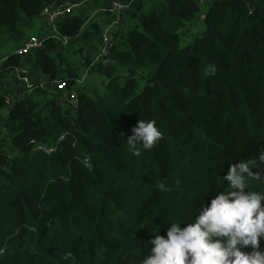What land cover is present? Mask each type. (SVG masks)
<instances>
[{
    "label": "trees",
    "instance_id": "1",
    "mask_svg": "<svg viewBox=\"0 0 264 264\" xmlns=\"http://www.w3.org/2000/svg\"><path fill=\"white\" fill-rule=\"evenodd\" d=\"M53 1L0 0V47H17ZM117 1L129 2L127 26L110 62L88 68L75 111L38 87L0 112V264H65V252L73 264H138L153 233L230 189L224 174L235 161L250 169L247 190L264 194V0H214L203 17L198 0ZM83 7L40 47L0 59V109L14 68L48 82L63 69L71 85L74 64H89L91 49L84 63L77 56L102 26L85 25ZM76 37L83 47L62 40ZM138 119L163 134L139 156L127 141Z\"/></svg>",
    "mask_w": 264,
    "mask_h": 264
},
{
    "label": "clouds",
    "instance_id": "2",
    "mask_svg": "<svg viewBox=\"0 0 264 264\" xmlns=\"http://www.w3.org/2000/svg\"><path fill=\"white\" fill-rule=\"evenodd\" d=\"M214 73V67L205 69L206 75ZM162 135L155 120L138 119L127 138L129 151L139 156L141 146L152 149ZM249 173L246 163H231L224 174L230 189L210 195L191 218L169 221L164 235L153 233L138 264H264V194L247 190ZM62 260L73 264L72 253L65 252Z\"/></svg>",
    "mask_w": 264,
    "mask_h": 264
},
{
    "label": "built area",
    "instance_id": "3",
    "mask_svg": "<svg viewBox=\"0 0 264 264\" xmlns=\"http://www.w3.org/2000/svg\"><path fill=\"white\" fill-rule=\"evenodd\" d=\"M90 1L91 0H54L42 9L40 16L43 17L49 24L55 26L58 19L64 15H71L77 12L82 5ZM212 1L214 0H198L199 4L202 6H208ZM128 7L129 2L117 0L109 1L106 5L100 7L99 12L108 13L110 18L101 24V40L98 43L85 47L79 56V61L84 63L87 50L93 48L89 64L85 67L81 65V69H79L80 67L78 68L79 76L74 79L71 85L68 84V79L66 77L63 78L58 76L55 80H53V90L51 91L56 95L57 101L69 108L71 111H75L78 106V91L86 85L88 68L98 63L107 65L110 62L108 57L113 47L116 34L124 22L125 12ZM201 16H204V12L201 13ZM48 37L49 36H37L35 34L28 35L16 48H14L12 53L24 56L32 50L40 47ZM62 40L64 44H66L69 39L63 38ZM112 63H114V61ZM30 73L31 72L28 68L18 66L14 68L9 74V77L6 78V82L2 88V97L4 98L3 108L5 111H7L13 103L20 98V96L14 97L12 93L6 90L8 83L12 82L14 79L19 80L25 86L24 94L31 93L38 87L44 89L41 83H35L32 81ZM16 89L17 88L15 86L12 87L13 92H15ZM66 134L67 132H64L60 136V139H62ZM41 149L49 154L55 149V147L43 146Z\"/></svg>",
    "mask_w": 264,
    "mask_h": 264
},
{
    "label": "crops",
    "instance_id": "4",
    "mask_svg": "<svg viewBox=\"0 0 264 264\" xmlns=\"http://www.w3.org/2000/svg\"><path fill=\"white\" fill-rule=\"evenodd\" d=\"M99 9H100V7L94 8L92 10H91V6H84L83 7V9H82L80 14L85 17V21L87 22L85 25H87L91 20H93L95 22L97 21L100 24H102V23L106 22L110 18L108 13H101V12H99ZM80 10H78V11H80ZM40 20H41L40 26L37 25L35 27V29H33L30 32V35L35 34L37 36H52L56 32V27L51 25V24H49L47 21H45L42 18H40ZM126 26H127V22H123L122 27H126ZM35 32H37V33H35ZM66 46L69 49H71V48L78 49V48L83 47L84 43H83L82 38L76 37L74 39H69L66 42ZM88 46L89 45H87L85 47H88ZM10 47H11V45H10ZM14 48L11 49V50L13 51ZM90 49H91V52H90V55H91L93 53V48H90ZM7 55H8V53L3 58H5ZM63 74H64L63 69H60L59 70V76H61ZM30 78L35 83H41L45 89L50 90V88L53 87V81L52 82H48L47 79H46V76L44 74H42V73H37V74L30 73Z\"/></svg>",
    "mask_w": 264,
    "mask_h": 264
},
{
    "label": "rangeland",
    "instance_id": "5",
    "mask_svg": "<svg viewBox=\"0 0 264 264\" xmlns=\"http://www.w3.org/2000/svg\"><path fill=\"white\" fill-rule=\"evenodd\" d=\"M207 7H208V6H202V5H201V10H200L201 13H202V12H205V10L207 9ZM40 18L44 19V18L41 17L40 14H39V15L37 16V18L35 19V26H34L33 29H35V27H36L37 25L40 26V23H41ZM44 20H45V19H44ZM45 21H46V20H45ZM124 22H126V19H125V18H124ZM33 29H32V30H33ZM32 30H31V31H32ZM31 31H29V33H30ZM202 31H203V28L200 30L199 34H201ZM35 33H37V32H35ZM190 34H191V33H190ZM45 37H46V36H45ZM186 44H187V41L185 40V38H182L181 45H182V46H185ZM15 46H16V45H12V46L10 47V45H8V43L4 42V43L1 45V47H0V59L3 60V59H4L3 57H4L7 53H9V52L11 51V49H13ZM15 48H16V47H15ZM71 49H74V48H71ZM77 58L79 59V56H77ZM77 58H76V60H77ZM1 60H0V62H1ZM79 67H80V68H79ZM73 68L76 69L77 71H79L78 68L81 69V65L75 63L74 66H73ZM9 79H10V78H9ZM9 79H8V80H9ZM91 83H92V80L89 78V76H87V79H86V85H85L84 88L82 87L83 89H82V88L79 89V91L81 90L80 93L83 92L84 89L88 88V87L91 85ZM13 86H15V87L17 88V89L15 90V92H13V90H12V87H13ZM6 90H7L8 92L12 93L14 97H17V96L22 97V96L24 95L25 86H24L19 80L14 79L12 82H9V83H8V85L6 86ZM51 90H53V87L50 88V91H51ZM79 91H78V92H79ZM0 112H1V113L5 112L4 108H1V109H0Z\"/></svg>",
    "mask_w": 264,
    "mask_h": 264
}]
</instances>
